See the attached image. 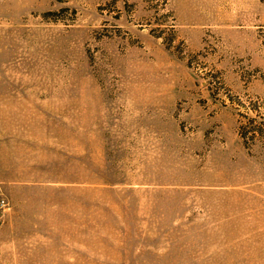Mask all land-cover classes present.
Instances as JSON below:
<instances>
[{
  "label": "rangeland",
  "instance_id": "374dc122",
  "mask_svg": "<svg viewBox=\"0 0 264 264\" xmlns=\"http://www.w3.org/2000/svg\"><path fill=\"white\" fill-rule=\"evenodd\" d=\"M264 0H0V264H264Z\"/></svg>",
  "mask_w": 264,
  "mask_h": 264
},
{
  "label": "trees",
  "instance_id": "16d2710c",
  "mask_svg": "<svg viewBox=\"0 0 264 264\" xmlns=\"http://www.w3.org/2000/svg\"><path fill=\"white\" fill-rule=\"evenodd\" d=\"M253 123L254 119H250L249 124L241 127L240 135L243 138L245 144H247V140H251L253 142L258 139L257 137L264 138V123L258 125Z\"/></svg>",
  "mask_w": 264,
  "mask_h": 264
},
{
  "label": "built area",
  "instance_id": "2783aa9c",
  "mask_svg": "<svg viewBox=\"0 0 264 264\" xmlns=\"http://www.w3.org/2000/svg\"><path fill=\"white\" fill-rule=\"evenodd\" d=\"M8 206L7 199L0 193V208H6Z\"/></svg>",
  "mask_w": 264,
  "mask_h": 264
}]
</instances>
